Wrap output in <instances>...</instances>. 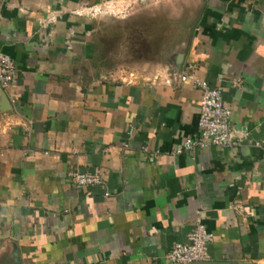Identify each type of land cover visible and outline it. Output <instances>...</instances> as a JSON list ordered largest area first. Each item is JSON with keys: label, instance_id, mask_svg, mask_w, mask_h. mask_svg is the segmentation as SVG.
<instances>
[{"label": "crops", "instance_id": "1", "mask_svg": "<svg viewBox=\"0 0 264 264\" xmlns=\"http://www.w3.org/2000/svg\"><path fill=\"white\" fill-rule=\"evenodd\" d=\"M104 0H0V238L17 264H172L197 220L209 260H264V0H205L176 67L222 88L240 144L176 152L199 91L166 77L93 73L73 10ZM170 78V81H166ZM259 143L260 146H256ZM101 168L102 186L72 171Z\"/></svg>", "mask_w": 264, "mask_h": 264}, {"label": "rangeland", "instance_id": "2", "mask_svg": "<svg viewBox=\"0 0 264 264\" xmlns=\"http://www.w3.org/2000/svg\"><path fill=\"white\" fill-rule=\"evenodd\" d=\"M205 0H104L73 10L93 48L98 76L166 77L193 36ZM100 9L97 12V9ZM12 241L0 238V264H17ZM264 264V260L259 262Z\"/></svg>", "mask_w": 264, "mask_h": 264}, {"label": "built area", "instance_id": "3", "mask_svg": "<svg viewBox=\"0 0 264 264\" xmlns=\"http://www.w3.org/2000/svg\"><path fill=\"white\" fill-rule=\"evenodd\" d=\"M16 67L13 59L0 51V88L10 85L15 78ZM169 76L181 83H188L199 91L198 131L189 135L177 146L176 152L219 147L233 149L239 146L240 139L231 121V109L223 101L222 88L210 85L201 77L194 64L186 63L174 69ZM167 78L166 81H170ZM260 146L259 143H255ZM71 181L77 187L102 186L104 176L101 168L92 171L70 173ZM213 235L206 229L202 220H197L186 235L185 241L175 242L165 253V259L172 264H194L209 260V245Z\"/></svg>", "mask_w": 264, "mask_h": 264}, {"label": "water", "instance_id": "4", "mask_svg": "<svg viewBox=\"0 0 264 264\" xmlns=\"http://www.w3.org/2000/svg\"><path fill=\"white\" fill-rule=\"evenodd\" d=\"M194 264H216V263L205 261V262H195Z\"/></svg>", "mask_w": 264, "mask_h": 264}, {"label": "snow or ice", "instance_id": "5", "mask_svg": "<svg viewBox=\"0 0 264 264\" xmlns=\"http://www.w3.org/2000/svg\"><path fill=\"white\" fill-rule=\"evenodd\" d=\"M99 11H100V9L98 8V9H97V12H99Z\"/></svg>", "mask_w": 264, "mask_h": 264}]
</instances>
